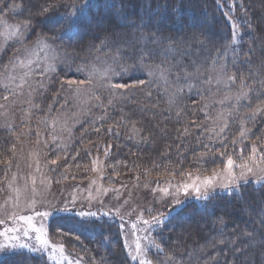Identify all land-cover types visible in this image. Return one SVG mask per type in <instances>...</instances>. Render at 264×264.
Returning <instances> with one entry per match:
<instances>
[{"label":"trees","instance_id":"obj_1","mask_svg":"<svg viewBox=\"0 0 264 264\" xmlns=\"http://www.w3.org/2000/svg\"><path fill=\"white\" fill-rule=\"evenodd\" d=\"M83 3L84 0H0V19L19 25L30 20L32 28L25 36L28 43L38 37L58 36L67 23L60 15L73 11L72 5ZM87 3L86 14L79 21L80 36L50 41L66 54L67 62L51 78L40 104H50L51 96L64 79L85 75L86 72L77 74V68H88L101 61L115 66L118 72L121 67L127 69L112 83L144 80L146 84L131 95L125 93L124 98L113 99L111 105L108 101L112 93L107 90V99L102 97L105 98L102 105L106 107L101 104L99 107L105 108L98 117L102 119L88 120L75 128L66 153L72 175L85 173L93 157L101 159L107 174L120 180L121 185L169 176L179 178L180 172L209 174L224 166L227 156L221 157L220 152L226 151L235 160L241 149L247 157L253 143L264 145V114L244 120V127L250 131L246 139L238 138L243 115L257 105L264 108V0H87ZM45 7L49 12L37 15ZM233 11L236 15L231 16ZM231 17L239 21V36ZM141 32L149 37L154 33L163 37L164 44L173 43L177 51L167 54L162 51L164 45L157 46L150 40L141 43L136 39ZM102 42L105 46L98 49ZM11 46L7 45L0 53V78L4 65H8L18 49L17 44L13 50ZM117 47H120L119 63L113 64ZM142 47L154 50L145 57L144 67L138 58ZM180 50L187 51L180 53ZM221 64L225 65L223 72L219 71ZM157 65L164 70L163 79L148 75V66ZM229 75L237 76L235 84L226 85ZM240 78H245L243 87ZM184 84L178 116L176 110L167 109L166 102L170 91ZM223 86L226 89L221 91ZM240 91L248 92V99L240 102L235 121L228 118L226 131L217 136L224 126L217 114L226 113L233 105L218 102L225 96L234 99ZM194 124L203 126L197 128ZM109 127L113 129L111 134L107 131ZM185 128L187 135H180ZM222 140H226L227 149ZM13 144V134L0 131V177L5 159L12 155ZM108 145L111 149L105 155ZM238 193L216 194L207 204L204 201L185 204L153 232L162 251L152 250L149 256L157 264H168L166 257L172 258V264H245L246 258L247 264H261L264 257L259 253L264 244L247 250L244 246L249 243L247 234L264 236V184L245 183ZM86 220L81 225L75 216L59 215L51 220L48 234L65 249L79 254L85 264H130L116 222L104 218ZM237 248L241 252L234 255ZM19 260L23 264H46L43 258L32 254L10 255L0 264H18Z\"/></svg>","mask_w":264,"mask_h":264},{"label":"rangeland","instance_id":"obj_2","mask_svg":"<svg viewBox=\"0 0 264 264\" xmlns=\"http://www.w3.org/2000/svg\"><path fill=\"white\" fill-rule=\"evenodd\" d=\"M234 15L236 13L233 11L231 16ZM230 22L239 36L237 26L239 21H236L235 17H231ZM17 25L19 23L0 19V53L5 50L7 45L11 44L12 49L17 44L18 49L15 50L11 58L14 56L19 57L15 61V66L8 62L7 68H5L0 78L2 89L0 97L9 95L7 102L0 99V105H4V107H0V131L12 133L15 144V156L12 154L9 159L11 167L9 168L4 164L0 177V219H5V224L0 225V231H3L6 227H13L14 222L6 219L8 215H33V222L36 227L44 226L47 233L45 238L48 239L49 244L44 246L39 244L35 239L36 234L32 231L29 232L27 237L17 233V235H20L19 242L29 245L27 249H18L17 251L41 257L46 264H77V262L85 264L83 258L77 253L64 248L62 256L59 248L54 249L53 244H62L50 237L48 227L51 220L59 215L79 218L76 216L78 212H94L97 214L96 216L87 217L86 219L104 218L116 222L130 264H139V259H131V256L137 254L135 248L137 240L144 249L143 258L150 260L151 264H157L149 256V253L151 254L152 250H156L154 245L157 243L153 232L157 231L159 227L149 228V226L143 225L142 220L138 218L149 219L150 216L167 211L168 206L173 203V195H176L175 187H170V185L174 186L178 182H185L187 178L185 177L182 180L181 177L169 176L160 180H143L140 183H134V181L131 185H121L119 184L120 180L107 174L102 165V160L97 157L92 158L85 173L72 175L69 168L70 159L66 153L72 142L74 130L81 123L98 118L104 113L105 108L99 109V107L103 100L107 99L106 91L108 89L104 86L107 81L93 78L92 83L89 84L86 72L84 76L72 79L84 81L79 93L76 92L75 87L71 90L66 86L61 89L60 85L56 94L51 96L52 101L50 104L42 106L40 98L45 89H37L33 92V88H36V82L40 79L37 74L39 71L37 64L41 66L44 64L45 52L35 43L38 38L42 37L26 43L25 36L27 32L20 30L23 33V40L18 42L21 40V35H13L14 32H18ZM48 43L53 44L50 41ZM59 50L61 59L56 63V71L67 62L66 54L61 49ZM182 51L180 50V53ZM51 54L49 52V55ZM28 59H31L33 63L28 66H21V61ZM93 65L97 68H103L105 62L101 61V63ZM112 67L117 69L113 65ZM53 75L47 81V85ZM157 77H159V73H157ZM115 78L113 77L112 81ZM67 80L69 79H64V81ZM5 84L8 85L7 91L3 87ZM185 87V84L175 86L170 91L166 102L168 110L177 111L181 98L185 94ZM221 88V91L226 89L224 86ZM174 94L175 100L170 105L169 98ZM97 96L100 98L99 101L95 99ZM103 96H105L104 99H102ZM228 103L235 104V99L225 101L224 104ZM32 105H39V108L32 107ZM49 106H51V111H49ZM8 125H11V128L7 127ZM37 132L41 134L39 137ZM50 133L57 137L55 141H52ZM58 156L60 159H57ZM54 159H57L56 165L51 164ZM94 160L96 161L95 170H93ZM37 161L39 162V170L37 169ZM234 161L237 164L242 163V160L238 158ZM261 166L264 167V165ZM223 167L218 170H222ZM233 171L239 175L241 169L234 168ZM14 175L15 180H13ZM193 175L203 177L211 175V173H193ZM33 179H35V184L32 183ZM246 179L249 181L248 183H254L257 175H247ZM223 182L227 183L228 181L225 178ZM9 183H11L12 189H18L19 191L8 188ZM243 184L245 182L240 181L239 187ZM33 188H35V192H33ZM163 188H168L173 195L166 196L160 191ZM154 189L155 191H153ZM216 193L224 194L227 192L217 188ZM176 198L182 201L186 199L183 192H180ZM32 200L35 203L29 206ZM191 201L195 200L189 198L187 203ZM65 207L72 209V211L55 212L47 218L34 215L39 212H52L54 208ZM149 208L152 209L151 212H149ZM105 213H108V215H105ZM21 224L22 222H15L16 227H20ZM133 224H136L137 227L133 228ZM0 242H3L2 237H0Z\"/></svg>","mask_w":264,"mask_h":264},{"label":"snow or ice","instance_id":"obj_3","mask_svg":"<svg viewBox=\"0 0 264 264\" xmlns=\"http://www.w3.org/2000/svg\"><path fill=\"white\" fill-rule=\"evenodd\" d=\"M67 8L68 6L65 5ZM73 11L65 13H62L60 15L61 20L67 21L66 25L62 27V29L59 32L58 36L54 37H43L38 38L35 42L36 45L40 46L41 50L45 52V55L43 57L44 64L43 66L37 64L38 75L40 79L36 82V88H33V92H35L37 89H46L47 88V81L50 79V77L55 74L56 72V63L61 59L60 57V50L58 46H55L54 44L48 43V41H54L55 39H63L65 36L68 37L69 40L73 39L74 37L80 36V27H79V21L80 19L86 14V10L88 8L87 0H84V3L81 5H72L71 6ZM49 12V8L45 7L42 9L41 12H38L37 15H46ZM47 18V17H46ZM32 28L31 22L26 21L21 25H17L18 32H14L13 35L20 34L21 40L18 42H22L23 40V33L20 32V30H23V32H29V30ZM30 34V32H29ZM141 43H147L149 40L151 43L160 46L164 45L162 51L167 54H174L177 49L175 48V45L173 43L164 44V38L157 36L155 33L152 34L151 37L146 35L145 33L141 32L140 36L136 38ZM236 39L235 33H234V41ZM198 43H203V41H198ZM105 46V43L102 42L101 45L97 46V48H102ZM154 50H146L145 48L139 49V61L140 66L144 67V59L146 56L152 55V52ZM49 52L52 54L49 55ZM119 56H120V47H117L116 54L112 57L113 64L119 63ZM19 57H12L10 58L9 63H12L13 66H15V61L18 60ZM217 57H214V62L216 61ZM248 61H245L247 63ZM33 61L31 59H28L26 61H21V66H28L31 65ZM5 68H7V65H4ZM225 68V65H220V72H223ZM77 74L81 72H87L88 75V83L91 84L93 78L107 81V83L104 85L111 93L112 98L109 99L108 103L111 105L113 103V99L115 98H124L125 93L128 95H131L135 92V90L141 86H144L146 82L144 80H139L133 84H126V83H112L113 77H122L124 72L127 71L126 68L121 67L120 71H116L115 68L112 67V65H109L105 62V65L103 68H97L95 65H92L88 68L81 66L77 68ZM159 73V78H164V70L160 68V66H148V75L149 77H154ZM27 75V73H26ZM219 75V73H218ZM237 80L236 75H229L226 78V85L228 84H235V81ZM211 81V78L209 79V83ZM151 83V80L148 82ZM217 83H220V79H217ZM84 85V81H76L69 79L67 81H61V89H64L65 86L68 89H73L75 87V90L77 93H79L81 86ZM240 85L243 87L245 85V78H240ZM4 90H8V85L5 84ZM124 90V91H120ZM180 91L179 89L177 90ZM264 94V93H262ZM248 92L240 91L238 95L234 97L235 104L232 105L231 109L229 111L220 112L217 114V119L224 121V126L220 128V132L217 133V136H222V134L226 131L228 127V118H233V122L235 121L236 113L238 112V106H240V102L242 100L248 99ZM0 99H3L5 102L9 100V95H4L0 97ZM97 101L100 100V98L97 96L95 97ZM232 97L225 96L224 100L219 101L221 105L225 103V101L232 100ZM175 100V94L169 98V104L171 105ZM102 107H106L101 104ZM0 107H4V105H0ZM32 107L39 108V105H32ZM207 107V105H205ZM201 111H204V109H200ZM49 111H51V106H49ZM264 114V108H262L260 105H257L255 109L252 111L245 113L243 117L240 120V132H239V139H246L247 134L250 131L249 129L244 127V120L252 119L254 120L257 116V114ZM180 110L177 111V115L179 116ZM102 119V118H98ZM123 119V117H122ZM205 119H209L207 113H205ZM195 127L200 128L203 125L202 124H194ZM7 127L11 128V125H8ZM133 128H135V124L133 123ZM96 132H100V128L95 129ZM109 134L113 132V129L109 127L107 130ZM208 131H211L210 129ZM188 129L185 128L183 133H180V135H187ZM41 134L37 132V136L39 137ZM52 141H55L57 139L56 136L51 135ZM83 135V134H82ZM117 136H119V133H116ZM211 139V137H209ZM39 143V140L37 141ZM199 143V140L197 141ZM221 143L223 144L224 148L227 149L228 145L226 140H222ZM232 144H236V139H233ZM247 147V145H245ZM205 148H208V145H205ZM111 149V145H108V149L105 151V155H108V152ZM10 151L12 152L13 156H15V144L11 146ZM90 154V153H89ZM221 157L227 156L226 161L224 162V167L222 170H213L211 175H206L201 177L200 175H193L192 172H180V176L182 180L184 178H187V181L191 182H178L176 185H170V187H175L176 195H173L169 192L168 188L160 189L166 196L167 195H173V203L172 205L168 206L167 211L160 212L155 216H150L149 219H142V217L138 218L142 220V224L145 226L151 227H161L165 224L166 219H170L174 213L177 212L178 208H181L187 203V200L189 198L194 199L195 201H204L205 204L207 202L211 201V199L217 194L216 189L220 188L223 191L229 193V194H239L238 188H239V182L244 181L245 183H248L249 181L246 179L247 175H257V179L254 181L255 184H264V167L261 165H264V145H259L258 143H253L251 146V152L249 156L244 157L243 156V149H241V153L238 155V159L242 160V163L237 164L234 159L233 155H228L226 151H222L219 153ZM57 159H60L58 156ZM57 159H54L51 161L52 165L57 164ZM199 159V158H198ZM4 163L10 168L11 163L9 159H5ZM95 164L96 161H93V170H95ZM234 168L241 169V172L239 175L236 174V172L233 171ZM37 169L39 170V162L37 161ZM7 174V173H5ZM227 179V183H224V179ZM13 180H15V175L13 176ZM32 183L35 184V179L32 180ZM95 183V181H93ZM8 188L12 189L11 183L8 184ZM13 191H19L18 189H12ZM107 191V189H105ZM155 191V189L153 190ZM33 192H35V188H33ZM183 192L185 196V200H181L176 198V196ZM74 202V201H73ZM35 201L32 200L29 203V206L34 204ZM72 209H69L67 207L65 208H54L52 212H39L35 213L34 215L40 216L41 218H47L49 215L54 214L55 212H71ZM119 211V209H117ZM152 209L149 208V212H151ZM97 214L94 212H78L76 213V216L80 218L81 225H84L87 223L86 218L87 217H94ZM105 215H108V213H105ZM8 220H12L14 222L13 227H6L3 231H0V237L3 238V242H0V259H5L7 256L15 255L18 257H23V253L20 251H17L18 249H27L29 245L27 243H20V235H17V233L22 234L23 236L27 237L29 235V232L32 231L36 234L35 239L36 241L41 244L42 246L48 245L49 241L46 239V230L43 225L40 227H36V225L33 222V215H19V214H13L8 215L6 217ZM19 221L22 222L20 227L15 226V222ZM5 224V219H0V225ZM133 228H136L137 225L133 224ZM60 230L57 229V232ZM79 239V236L76 237ZM246 239L249 241L247 245L244 246V250H247V248H256L259 245L264 244V236H257L255 233H249L246 235ZM52 247L59 248V251L61 255L63 256L64 252V246L63 245H55L53 244ZM154 247L156 250L162 251L160 248V245L155 244ZM136 255L131 256L132 260L139 259V264H151V261L148 259L143 258L144 255V249L141 247V244L139 240H137L136 245ZM241 252L240 248L235 249L234 255L236 253ZM255 253H253L254 255ZM261 257H264V249L260 250ZM66 258V257H65ZM166 261H168V264H172V258L166 257ZM215 259V258H213ZM18 264H23V260H19ZM79 264V262H77ZM245 264H247V258L245 261ZM261 264H264V260H262Z\"/></svg>","mask_w":264,"mask_h":264}]
</instances>
